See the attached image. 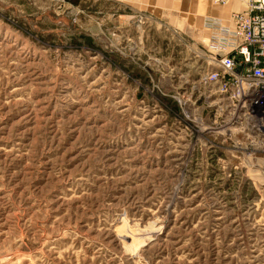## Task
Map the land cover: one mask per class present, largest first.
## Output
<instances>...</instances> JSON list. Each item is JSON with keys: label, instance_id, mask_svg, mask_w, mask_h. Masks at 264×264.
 <instances>
[{"label": "rangeland", "instance_id": "rangeland-1", "mask_svg": "<svg viewBox=\"0 0 264 264\" xmlns=\"http://www.w3.org/2000/svg\"><path fill=\"white\" fill-rule=\"evenodd\" d=\"M177 4L0 0V264H264V150L213 134Z\"/></svg>", "mask_w": 264, "mask_h": 264}, {"label": "built area", "instance_id": "built-area-1", "mask_svg": "<svg viewBox=\"0 0 264 264\" xmlns=\"http://www.w3.org/2000/svg\"><path fill=\"white\" fill-rule=\"evenodd\" d=\"M233 2L225 18H208L202 38L208 51L204 70L191 89L201 86L213 134L242 147H264V0ZM200 94V92H199Z\"/></svg>", "mask_w": 264, "mask_h": 264}, {"label": "crops", "instance_id": "crops-1", "mask_svg": "<svg viewBox=\"0 0 264 264\" xmlns=\"http://www.w3.org/2000/svg\"><path fill=\"white\" fill-rule=\"evenodd\" d=\"M179 10L181 12H190L195 11L202 19V28L206 24V20L208 18H225L227 17L230 10L227 11L225 7L221 8L217 4H212L211 0H177ZM192 4V7H190ZM229 6H233L234 4L231 3ZM222 17H221V16ZM201 28V31H202ZM202 34V33H201Z\"/></svg>", "mask_w": 264, "mask_h": 264}]
</instances>
